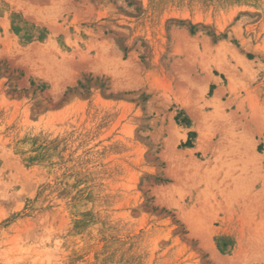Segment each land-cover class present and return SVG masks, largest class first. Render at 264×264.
<instances>
[{
    "label": "rangeland",
    "instance_id": "1",
    "mask_svg": "<svg viewBox=\"0 0 264 264\" xmlns=\"http://www.w3.org/2000/svg\"><path fill=\"white\" fill-rule=\"evenodd\" d=\"M0 264H264V0H0Z\"/></svg>",
    "mask_w": 264,
    "mask_h": 264
},
{
    "label": "trees",
    "instance_id": "2",
    "mask_svg": "<svg viewBox=\"0 0 264 264\" xmlns=\"http://www.w3.org/2000/svg\"><path fill=\"white\" fill-rule=\"evenodd\" d=\"M177 119V118H176Z\"/></svg>",
    "mask_w": 264,
    "mask_h": 264
}]
</instances>
